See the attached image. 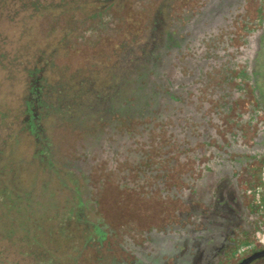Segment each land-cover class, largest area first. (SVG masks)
Returning a JSON list of instances; mask_svg holds the SVG:
<instances>
[{"label":"flooded vegetation","instance_id":"obj_1","mask_svg":"<svg viewBox=\"0 0 264 264\" xmlns=\"http://www.w3.org/2000/svg\"><path fill=\"white\" fill-rule=\"evenodd\" d=\"M148 3L128 50L137 105L116 101L146 129L128 135L115 164L134 166L140 196L158 204L118 245H103L99 232L96 258L238 264L264 251V184L257 199L253 191L264 165V0Z\"/></svg>","mask_w":264,"mask_h":264},{"label":"trees","instance_id":"obj_2","mask_svg":"<svg viewBox=\"0 0 264 264\" xmlns=\"http://www.w3.org/2000/svg\"><path fill=\"white\" fill-rule=\"evenodd\" d=\"M109 2L0 0V242L17 249L15 264H76L100 232L87 174L102 161L98 186L121 185L110 179L123 174L114 159L126 144L114 127L125 118L116 101L137 105L129 52L92 60L84 73L63 64L68 50L111 26ZM57 128L75 134L71 144ZM23 168L29 184L15 187Z\"/></svg>","mask_w":264,"mask_h":264},{"label":"rangeland","instance_id":"obj_3","mask_svg":"<svg viewBox=\"0 0 264 264\" xmlns=\"http://www.w3.org/2000/svg\"><path fill=\"white\" fill-rule=\"evenodd\" d=\"M149 0H110L108 12L111 14L109 23L111 26L108 30H101L97 36L96 43L91 45H81L75 49H70L66 52L63 58V64L68 65V71H73L76 68H83V73L88 68V64L94 60V62L112 63L119 60V55L123 52H129L131 43H134L142 38V30L145 27L146 21L148 20L147 11L150 6ZM181 8H173L174 14H180ZM134 46V44H132ZM129 47V48H128ZM129 50V51H128ZM124 119L118 120L114 127L117 128V133L122 137L121 141L128 144V136L132 132H138L143 136V131L146 129L140 128V122L133 121L129 116H124ZM111 118H116L111 116ZM53 129H48L49 133H52ZM97 131H101L97 128ZM56 134H58L61 140H64V144H71L74 140L75 134L67 132L65 129L57 128ZM101 133V132H100ZM149 134V133H148ZM149 141H154L157 136L154 134L148 135ZM120 141V142H121ZM264 142V141H263ZM62 148V145H61ZM144 153V152H143ZM140 153V156L143 155ZM119 154L117 157H120ZM118 159V158H117ZM116 158V161L118 162ZM97 168H93L88 174L89 182H87V192L91 191V198H94L96 207L93 210L92 219L93 223L100 230L102 236L103 245L112 247L118 245L123 241L124 236L130 234L131 230L138 227H143L149 221V214L157 208V202L152 199H145L140 196L141 190L137 191L136 187L132 183L133 180V167H128L117 164V169H123L120 179L111 178L110 180L118 181L119 187L116 185L105 184L102 187L98 186L102 180V177L106 176L102 168L103 162L100 161ZM114 162L112 163V166ZM130 165V164H129ZM125 169L127 171H125ZM30 179V169L23 168L21 173L15 175L16 182L15 187L28 186ZM19 183H22L20 185ZM134 186V189H130ZM149 217V218H148ZM37 218V216H35ZM40 221V220H39ZM92 243L89 246L84 247L77 255L76 264H99L96 258V249L99 245L96 239H92ZM6 242H0V250H3L6 254V261L2 264H15V254L17 249L6 247ZM233 255V254H231ZM16 264L20 263L17 260Z\"/></svg>","mask_w":264,"mask_h":264},{"label":"water","instance_id":"obj_4","mask_svg":"<svg viewBox=\"0 0 264 264\" xmlns=\"http://www.w3.org/2000/svg\"><path fill=\"white\" fill-rule=\"evenodd\" d=\"M262 255H264V251L253 253V254L243 258L238 264H247L250 261H252L253 259L258 258Z\"/></svg>","mask_w":264,"mask_h":264},{"label":"built area","instance_id":"obj_5","mask_svg":"<svg viewBox=\"0 0 264 264\" xmlns=\"http://www.w3.org/2000/svg\"><path fill=\"white\" fill-rule=\"evenodd\" d=\"M259 177H260V184L254 188V193H255V198L257 199V196H258V189H259V186L261 184H264V165L260 168V172H259Z\"/></svg>","mask_w":264,"mask_h":264}]
</instances>
